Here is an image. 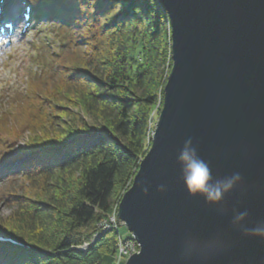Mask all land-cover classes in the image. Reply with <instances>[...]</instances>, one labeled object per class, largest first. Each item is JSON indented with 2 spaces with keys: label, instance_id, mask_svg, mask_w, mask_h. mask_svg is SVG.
Wrapping results in <instances>:
<instances>
[{
  "label": "trees",
  "instance_id": "16d2710c",
  "mask_svg": "<svg viewBox=\"0 0 264 264\" xmlns=\"http://www.w3.org/2000/svg\"><path fill=\"white\" fill-rule=\"evenodd\" d=\"M45 6L57 12L49 28L59 49L46 48L18 114L0 120L13 138L0 163L16 161L0 167V203L13 209L0 218V235L22 243L0 241V264H113L118 237L98 225L151 146L170 19L160 0ZM97 233L88 251L74 250Z\"/></svg>",
  "mask_w": 264,
  "mask_h": 264
},
{
  "label": "water",
  "instance_id": "95a60500",
  "mask_svg": "<svg viewBox=\"0 0 264 264\" xmlns=\"http://www.w3.org/2000/svg\"><path fill=\"white\" fill-rule=\"evenodd\" d=\"M160 1L171 23L173 67L151 147L119 203V218L140 244L125 264H264V241L242 238L230 229V214L218 216L191 197L176 161L193 138L214 176L244 177L246 193L237 190L229 206L264 219V0ZM217 229L230 241L225 253L183 259L185 233ZM98 237L74 249L87 251Z\"/></svg>",
  "mask_w": 264,
  "mask_h": 264
},
{
  "label": "clouds",
  "instance_id": "9594fccd",
  "mask_svg": "<svg viewBox=\"0 0 264 264\" xmlns=\"http://www.w3.org/2000/svg\"><path fill=\"white\" fill-rule=\"evenodd\" d=\"M176 161L180 169V179L191 197L201 198L218 216L230 214V229L239 233L242 238L264 241V219L252 221L246 208L241 210L240 207L229 206L228 198L237 190H240L241 195L246 193L245 180L240 172L214 176L212 167L200 155L198 146L191 137L184 140L176 155ZM143 190L148 193L149 186H145ZM168 190L167 184L158 186L160 193ZM229 247L230 241L222 229L208 234L189 231L182 239V257L185 260H209L225 253Z\"/></svg>",
  "mask_w": 264,
  "mask_h": 264
},
{
  "label": "rangeland",
  "instance_id": "374dc122",
  "mask_svg": "<svg viewBox=\"0 0 264 264\" xmlns=\"http://www.w3.org/2000/svg\"><path fill=\"white\" fill-rule=\"evenodd\" d=\"M49 37H51V36H49ZM37 38L38 37L36 34L35 40ZM40 51H42L41 47H39V48L34 47V46L32 47L30 42L27 43L26 41H18L12 47L7 49L2 55H0V120L4 119L5 114L11 115V117L18 114V112H19L18 102H20V100H21L20 95H25L24 93L28 88L27 83L29 81L36 79L38 76V75L36 76L33 73V71H35L38 68V66L35 65V63H34L35 61L32 58L36 55V53H39ZM8 55H9V58H7ZM172 67H173V56H172V47H171V55H168L167 59L165 60V63L161 67V71L163 73V81L160 82V84L157 86L158 103L155 106V108L153 109V115H155V119L153 118V120L155 121V123L153 124L154 129H155V124H156L158 117H159V112L161 111V109L163 107V105H162L161 109H159V106L161 105V103H163V100H164V96L161 94L160 90L162 91L165 89V86H166V83L168 81L169 75L171 73ZM12 120L13 119L10 120V122H9L10 124L12 123ZM153 132H151V137H153ZM29 135H30L29 132H25V134H23V139L20 141L19 145H24V142ZM12 140H13V138H12V135L10 134V132L3 130L0 126V141H1L0 142V149H2V150L4 149V147L2 146L3 141L11 143ZM151 144H152V142H151ZM149 149H148V151H149ZM134 177L129 181V184L127 185L128 189H125V191L123 192V194L121 196V199L124 196V194L132 186L133 181H134ZM18 185H19V182H17V184L15 185L16 186L15 188H17ZM121 199H120V201H121ZM120 201H119V203H120ZM119 203L115 206L113 211L107 216V218L105 220L109 219L110 216L116 214L117 215V221L121 225L118 226L117 228H113V229L104 231V230H102L103 228H101V226H100L101 223H103L105 221V220H103L98 225L100 228V230H99L100 234L101 233L103 234L107 231H113V232H115L118 239H124V238L132 235V233L129 231L128 227L125 225V222L119 218V215H118ZM12 213H13L12 207L7 206V204L3 203V202L0 203V218L1 219L7 218ZM88 233L91 234L90 230H88L87 232H84V234H86L87 236H88ZM99 233L95 234L93 237L89 236L88 238H86L84 240L85 242L83 245L74 246L73 248H83L85 245L92 243V241L94 240V237L98 236ZM0 234H4V233H2L0 231ZM81 252H86V251H81ZM117 255H118V243H117L116 252L112 256L113 260H114L113 264L118 263L117 262L118 261ZM126 262H127V260L126 261L123 260V262H121V264H125Z\"/></svg>",
  "mask_w": 264,
  "mask_h": 264
},
{
  "label": "built area",
  "instance_id": "2783aa9c",
  "mask_svg": "<svg viewBox=\"0 0 264 264\" xmlns=\"http://www.w3.org/2000/svg\"><path fill=\"white\" fill-rule=\"evenodd\" d=\"M116 215V214H115ZM112 215L109 217V219L105 220L103 223H101L102 230H110L113 228H117L121 224L117 221V215ZM140 249V244L137 241L136 237L132 234L124 239H118V263L121 264V262L126 261L129 259V257L134 254L135 252H138Z\"/></svg>",
  "mask_w": 264,
  "mask_h": 264
}]
</instances>
